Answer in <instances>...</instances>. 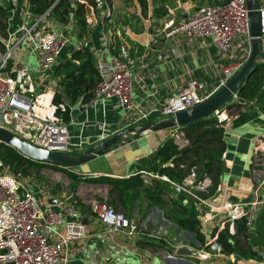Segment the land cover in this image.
<instances>
[{"label": "crops", "instance_id": "1", "mask_svg": "<svg viewBox=\"0 0 264 264\" xmlns=\"http://www.w3.org/2000/svg\"><path fill=\"white\" fill-rule=\"evenodd\" d=\"M11 1L14 8L10 12L8 23L9 31L13 32L21 26L24 11L29 10V2L28 0ZM198 2V0H169L166 4L168 7L166 16L156 19L152 16V4H150L147 16L144 17L136 0H132L129 5L126 0L112 1L110 20L107 25L110 22L119 24L116 28H110V31L114 34L115 40L117 37V44L123 42L130 50L133 67L137 74L134 98L136 107L125 112L115 99L108 102L104 108L103 106L93 107L89 104L90 102L74 104L71 111L72 119L68 123L71 152L81 151L83 148L95 145L100 142L102 135L107 139L128 128L161 120L160 107L193 79L204 84L206 94L216 91L219 88L224 68L247 56L249 52L247 45H244L237 54H229L222 59L219 47L210 39H191L180 32L168 34L169 25L178 24L194 13L201 5ZM87 10H89L87 15L90 35L86 39H80L74 20L68 25V33L76 40L88 41L96 53L101 49L103 40L102 26L99 24L100 16L90 11V7H87ZM132 14L140 17L142 22L137 23L136 19H133L125 24L126 17ZM51 19L49 20L50 25L59 29L61 25L53 18ZM68 52L65 57H70ZM13 58H20L30 67H36L32 46L27 41L17 48ZM12 61L14 64V60ZM57 64L54 66V71ZM10 66L13 65L9 62L7 70L11 69ZM54 77H56L55 74ZM49 84L51 83L47 80V85ZM58 86H60L59 81ZM236 104L238 102L231 103L226 110L227 117L223 121L226 141V151L223 156L224 173L217 193L207 198L210 205H205L186 193L176 195L168 182L144 176L151 172L149 170L151 158L166 139L180 135L179 129L148 130L139 138L132 133L124 136L118 142V146L112 148L113 150L102 159L100 168L94 172L97 175L113 177L142 174L149 181H155L165 187L183 205L196 211L201 220L205 246L195 238V234L182 230L168 220L160 207L153 206L147 210L148 202L145 198H143L141 207L144 212L137 217L150 234L130 238L123 232L110 231L91 210V201L89 202L87 198L88 190L87 193L83 191L84 185L92 184L98 191L105 192L107 198L109 186L82 182L76 193L81 200L78 197L73 199L75 197L72 194L61 191L60 194L52 193L51 197L47 198L48 203L43 202L44 206H48L51 205V198L60 199L62 197L67 201L68 206L77 211L76 215L68 214L67 220H80L86 226L87 237L72 248L70 264H264L261 262L264 259L257 257L255 253L254 258L240 259L235 255L209 252L207 248L211 237L225 230L227 225L231 233L235 232L230 224L222 227L225 215L218 208L224 202L228 200L249 202L257 196L264 199V186L257 194L252 175L253 150L258 140L264 138V111L261 110L260 103H243L241 106H236ZM175 140L179 143V139ZM79 145H81V150H77ZM90 191L94 193L93 190ZM79 201L81 203L78 204ZM52 205L58 209L56 204ZM263 208L264 206L260 209L257 219ZM255 229L249 232H254ZM160 231L166 233V236L161 238L168 245L171 242L177 244V246L174 245L173 253L168 251V246L142 247L138 244L145 237H150L151 241L157 243L160 238L156 233ZM182 246L196 250L200 255L176 256V249ZM254 246L258 245H253L252 251ZM260 248L264 250V246Z\"/></svg>", "mask_w": 264, "mask_h": 264}, {"label": "built area", "instance_id": "2", "mask_svg": "<svg viewBox=\"0 0 264 264\" xmlns=\"http://www.w3.org/2000/svg\"><path fill=\"white\" fill-rule=\"evenodd\" d=\"M78 1L87 4L90 11L99 14L103 34L102 47L94 52L100 79L89 104L104 108L115 99L128 112L136 107L134 98L137 74L129 48L123 42L117 44V37L115 40L114 34L105 29L110 20H106L111 12L109 1L94 0L93 5L87 0ZM52 9L38 16L25 10L21 26L13 32L8 30V37L3 40L4 51L0 54V128L48 150L70 151L68 123L62 117L67 102H54L61 88H52L47 85V80L54 77V66L59 62L63 50L69 48L68 55L71 56L72 52L82 47L83 41L74 39L68 33L70 23L61 24L53 18ZM259 12L264 61V1H260ZM51 18L61 25L59 29L50 25ZM169 27V35L180 32L191 39H210L219 47L222 59L229 54H237L244 45L248 46L246 57L224 68L219 88L244 65L251 54L247 0L202 4L187 18ZM25 41L32 46L36 67L32 68L16 58L11 69L7 70L9 60ZM214 92L206 94L202 82L191 80L160 107L162 119H169L175 113L203 102ZM239 99L235 94L232 103L239 102ZM216 117L219 121H224L227 117L226 110L217 111ZM104 139L106 138L102 135L101 140ZM175 139H179L180 147L189 144L184 138V131L175 135ZM77 150H81V145ZM253 151L252 175L258 194L264 186V138L258 140ZM144 176L168 182L176 195L186 193L203 204L210 205L203 194L207 192L211 179L206 176L200 179L195 169L181 181L152 172ZM34 187L48 190L36 187L29 178L21 172H13L0 159V264H70L72 248L87 237L86 226L80 220H67L68 214L73 216L77 211L68 206L62 197L56 199L58 209L52 204L44 206L43 199L37 197L36 193L39 192L34 191ZM263 206L264 199L258 196L249 202H224L218 208L225 215L222 227L230 224L233 229L237 220L245 219L248 230H254L257 215ZM91 210L110 231L123 232L130 238L144 235L135 220H129L123 212L116 211L101 200H91ZM162 231L156 233L159 238L166 236ZM218 237L219 232L211 237L208 243L209 252L223 253ZM253 252L264 259V250L259 246H254Z\"/></svg>", "mask_w": 264, "mask_h": 264}, {"label": "trees", "instance_id": "3", "mask_svg": "<svg viewBox=\"0 0 264 264\" xmlns=\"http://www.w3.org/2000/svg\"><path fill=\"white\" fill-rule=\"evenodd\" d=\"M112 6L113 0H108ZM140 5L141 13L144 17L152 4V16L156 19L166 16L168 13L167 2L169 0H136ZM230 0H208L210 3H227ZM29 11L35 16L42 15L50 8L53 18L61 24H68L72 20L77 28V35L80 39H86L91 30L88 25L87 4L70 0H28ZM93 5L94 0H87ZM129 5L132 0H126ZM14 8L13 2L0 0V54L4 51L3 40L8 37L9 16ZM110 18L107 17L106 20ZM142 22L136 14L126 17L125 24L131 22ZM114 22H110L105 29L116 28ZM60 77L59 84L61 90L56 94L55 103L66 100V110L62 112L64 122L69 123L72 119V107L78 102L88 104L93 91L100 79V74L96 65V57L91 46H83L71 53L70 57L60 59L54 71ZM239 99L236 106L243 103H260L261 110L264 111V62H260L251 75L248 82L237 94ZM184 138L189 142L190 147H180L174 137H169L161 145L149 162V170L153 173L167 175L175 181H181L195 169L200 179L209 177L211 184L207 192L203 194L205 198L214 196L221 184L224 173L223 156L226 151V141L224 139L225 126L223 121H219L216 116L207 117L203 120L191 123L184 128ZM0 159L15 172H21L23 176L30 179L36 187L47 188L50 193L60 194L61 184L51 186L49 178L45 176L44 169H54L64 172L71 180L70 194L77 199L76 193L82 182H89L95 185L109 186L107 198H100L118 212H123L129 220L135 219L144 235L150 234L144 227L138 215L144 212L141 209L143 198L147 200V210L153 206L163 209L166 218L173 222L182 230L195 234V238L205 246V237L202 232L200 218L194 209L183 205L165 187L155 181H149L142 174H135L129 177H113L107 175L86 176L72 169H67L57 165L43 163L30 159L15 148L0 143ZM81 203L80 201L78 204ZM87 209V206L84 205ZM235 232L229 231L228 225L225 230L219 233L218 240L222 244L223 253L235 255L237 258H254L253 245L264 246V208L257 219V226L254 232H249L245 219H239L234 223ZM140 246H168V251L173 253L175 242L168 245L164 239L153 242L150 237L138 242ZM173 246H172V245ZM175 245V246H174ZM208 248V247H207Z\"/></svg>", "mask_w": 264, "mask_h": 264}, {"label": "water", "instance_id": "4", "mask_svg": "<svg viewBox=\"0 0 264 264\" xmlns=\"http://www.w3.org/2000/svg\"><path fill=\"white\" fill-rule=\"evenodd\" d=\"M72 2L78 0H70ZM250 18V39H251V54L244 65L236 71L220 88H218L212 95H210L203 102L192 106L188 109L179 111L172 115L169 119H161L157 122L143 124L120 131L114 136L101 140L93 146L83 148L78 155H73L69 150H48L40 146L31 144L26 139L16 138L13 132L0 128V143L9 145L15 148L24 156L35 161L57 165L67 169H72L83 175H94L102 164V159L111 151L112 148L118 146V142L128 134H134L136 138L148 130H169L179 129L185 126L203 120L207 117L216 116L217 111H224L229 108L232 103V98L238 94L244 85L248 82L251 75L262 60L261 42V19H260V0H247ZM83 46H88V41L82 42ZM14 136L15 140H11ZM30 147L37 151L36 154L29 152L27 148ZM24 147V148H23ZM190 144L185 146L189 148ZM51 204H56L57 200L51 198ZM176 256H198L199 252L188 247L182 246L176 249Z\"/></svg>", "mask_w": 264, "mask_h": 264}, {"label": "rangeland", "instance_id": "5", "mask_svg": "<svg viewBox=\"0 0 264 264\" xmlns=\"http://www.w3.org/2000/svg\"><path fill=\"white\" fill-rule=\"evenodd\" d=\"M198 1H199L198 3H200L201 5L202 4H208V3H210V2H208V0H198ZM67 52H68V49L63 50V52H62V54L60 56V59H64L65 56H66V54H67ZM12 60H14V58H12ZM12 60L9 61L11 65H13V61ZM11 67L12 66H10L9 68H11ZM59 79H60L59 76H56L54 78L53 77L48 78V81L51 83V84H49V86H51L52 88H57ZM47 88L48 87H46V89ZM14 136L16 138H20L17 135H14ZM14 136L13 137L11 136V140H15L14 139ZM20 139H22V138H20ZM29 143H31V142H29ZM24 147H25V149L27 148V150L29 152H33L34 154H36L37 151L39 152V150H34V149H31L30 147H26V146H24ZM79 152H81V151L73 152L72 154L73 155H78ZM43 172H44L45 176H47L49 178V182L48 183L51 186L59 183V184H61V189L63 190V192L70 193L69 191H70L71 180L68 179L67 175L64 172H61V171H58V170H54V169H49V168L44 169ZM83 189H84L83 190L84 192L87 193V190L89 192V194H88L89 196L86 195V196H88L87 198H88V201L89 202L91 200H95V199L96 200H100V198L106 199V193L105 192L103 193L102 191H98V189L96 187H94V185H92V184L84 185L83 186ZM90 190H93L94 193H92ZM34 191L39 192L41 194L40 195V194L36 193V195H37V197L39 199H40V197H41V199H43L42 200L43 202L44 201L46 202L47 201V198H50L51 197V194H52L48 190H39V189H35V187H34ZM77 197H78V195H77ZM78 199L81 200L79 197H78ZM261 262H264V261L261 260Z\"/></svg>", "mask_w": 264, "mask_h": 264}]
</instances>
